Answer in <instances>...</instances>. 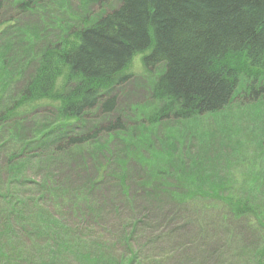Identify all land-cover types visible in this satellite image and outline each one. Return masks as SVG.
<instances>
[{
	"label": "rangeland",
	"instance_id": "1",
	"mask_svg": "<svg viewBox=\"0 0 264 264\" xmlns=\"http://www.w3.org/2000/svg\"><path fill=\"white\" fill-rule=\"evenodd\" d=\"M25 1L0 0V59L12 79L0 112L18 100L33 56L85 16L118 5L31 0L24 11ZM143 55L104 96L116 97L113 112L86 111L65 124L62 140H54L61 130L51 101L17 110L0 126V264H264V79L254 102L237 95L217 114L151 124L159 105L151 84L161 67L144 69ZM117 118L120 129L97 131ZM42 129L55 133L34 142ZM186 179L224 191L189 198ZM244 198L252 210L235 216L232 205ZM9 247L15 254L4 257Z\"/></svg>",
	"mask_w": 264,
	"mask_h": 264
},
{
	"label": "trees",
	"instance_id": "2",
	"mask_svg": "<svg viewBox=\"0 0 264 264\" xmlns=\"http://www.w3.org/2000/svg\"><path fill=\"white\" fill-rule=\"evenodd\" d=\"M30 4L22 2L21 9ZM56 43L31 58L33 70L15 104L0 112V126L17 110L51 101L57 103L58 138H65V124L78 122L86 111L113 112L116 97L104 96L130 77L124 72L138 54H144V69L161 67L151 84V98L159 103L151 124L169 118L189 122L219 113L237 95L254 102L263 92L254 86L264 79V0H118L115 9L90 21L85 16L81 27ZM0 70L1 102L12 79L6 78L2 59ZM121 127L117 118L97 131ZM54 133L34 132V142ZM97 133L70 138L58 149L82 145ZM18 145L24 150L27 143ZM185 183L189 198L224 191ZM244 200L233 203L235 216L252 210ZM14 254L10 247L4 251V257Z\"/></svg>",
	"mask_w": 264,
	"mask_h": 264
},
{
	"label": "bare ground",
	"instance_id": "3",
	"mask_svg": "<svg viewBox=\"0 0 264 264\" xmlns=\"http://www.w3.org/2000/svg\"><path fill=\"white\" fill-rule=\"evenodd\" d=\"M65 36H67V35L65 34ZM59 40H60V38H59ZM59 40L57 41V43H59V42L61 41V40H60V41H59ZM57 43H56V44H57ZM118 86H119V85H116V87H118ZM116 87H114L113 89H115ZM113 89H111L109 92H111ZM116 101H117V100H116ZM163 120H165V119H163ZM56 134H57V133H56ZM55 137H56L58 140H62V137H61V136L58 138V135H56ZM57 139H56V140H57ZM56 140H55V141H56Z\"/></svg>",
	"mask_w": 264,
	"mask_h": 264
}]
</instances>
